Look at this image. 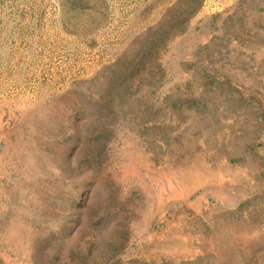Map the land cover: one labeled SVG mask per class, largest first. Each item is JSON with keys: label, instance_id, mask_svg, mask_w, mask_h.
Here are the masks:
<instances>
[{"label": "rangeland", "instance_id": "1", "mask_svg": "<svg viewBox=\"0 0 264 264\" xmlns=\"http://www.w3.org/2000/svg\"><path fill=\"white\" fill-rule=\"evenodd\" d=\"M0 264H264V0H0Z\"/></svg>", "mask_w": 264, "mask_h": 264}]
</instances>
